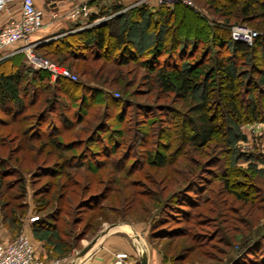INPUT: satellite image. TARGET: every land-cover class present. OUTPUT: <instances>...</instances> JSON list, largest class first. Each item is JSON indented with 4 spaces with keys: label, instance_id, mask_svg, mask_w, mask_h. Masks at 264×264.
<instances>
[{
    "label": "trees",
    "instance_id": "obj_1",
    "mask_svg": "<svg viewBox=\"0 0 264 264\" xmlns=\"http://www.w3.org/2000/svg\"><path fill=\"white\" fill-rule=\"evenodd\" d=\"M195 1L212 16L211 21L179 1L160 4L154 9L147 5L124 9L119 5L120 10L116 11L100 5L98 15L90 16V22L112 16L35 46L39 56L56 57V64L86 76L83 81L76 76V81L58 77L51 82L48 72L31 70L24 64L22 52L0 58L3 220L10 217L11 224L17 225L26 214L28 204L17 202L27 192L25 157L34 162V169L29 172L30 185L31 178H50L32 190L33 209L38 218L28 223L34 233H57L55 246L61 243L60 215L76 196L75 189L67 198V194L58 193L54 207L46 210L50 203L46 196L59 176H64L65 181L56 185L58 190L66 191L80 183L74 180L75 174L84 176L81 191H88L94 184L102 185L99 191L82 193L78 200L81 211L94 212L117 183H123L120 191L127 190L131 185L126 181L131 175L144 170L156 175L160 168L177 161L184 150L200 155L205 145H211L227 155L224 161L219 154L211 155L209 159L216 164L235 162L239 154L231 145L246 138L235 126L245 121L264 122V0ZM235 24L256 29L259 35L250 45L232 41L229 27ZM136 84H141L144 92L131 90ZM253 87L259 96L244 99L242 96L251 94ZM139 96L145 99H134ZM239 98L244 99L243 103H239ZM229 134L232 139L228 138ZM43 153L45 158L54 159L50 163L45 159L38 162ZM187 158L191 163L189 173L181 177L186 184L173 177L171 180H177L176 184H162L168 179L167 174L159 180L162 186L155 184L157 192L153 190L150 197L161 203L173 219L172 213H179L183 219H175L178 222L206 228L208 223L202 218L212 220L207 215L213 213V201L203 196L206 187L194 186L201 178L197 173L203 169L202 160L199 164L197 158ZM221 167L226 174L227 167ZM248 168L251 173L259 171L255 165ZM80 170L85 173H78ZM221 183L218 194L225 191L234 195L246 222L240 226L233 221L229 213H233L234 207L226 203L227 210L217 213L224 219L222 227L213 228L219 237L211 232L201 233L203 230L193 233L190 226L180 233L194 239L197 246L205 247L216 258L227 254L223 245L230 247L235 235L251 232L252 221L260 220L259 214H250L255 204L231 190L230 180L222 178ZM14 187L18 193L10 194ZM190 188L198 192V198L195 203L185 199L190 210L182 212L178 203H183L181 197H186ZM146 195L134 191L127 200L150 208L153 202ZM137 196L140 198L135 199ZM165 219L158 216L154 220L151 237L163 235L160 225L166 223ZM172 232L176 234L178 228ZM250 237L244 252L230 264H264V231ZM182 249L191 252L194 248L186 245ZM176 258L172 261L180 260Z\"/></svg>",
    "mask_w": 264,
    "mask_h": 264
},
{
    "label": "rangeland",
    "instance_id": "obj_2",
    "mask_svg": "<svg viewBox=\"0 0 264 264\" xmlns=\"http://www.w3.org/2000/svg\"><path fill=\"white\" fill-rule=\"evenodd\" d=\"M127 1L128 0L125 1L126 4L129 3V1ZM98 2L99 6L95 7H97L99 12L100 5H104L105 3H103L102 0H99ZM133 2L134 1L129 3V5L127 6H123L122 3L121 6H123V8L125 9L130 7ZM191 3L192 6L190 7L194 11L198 12L199 14H203L210 21L213 19L212 16L209 15V13L203 7L200 6L199 1L191 0ZM106 6H110L109 10L111 11L120 10L121 7L119 5L111 6L109 4H107ZM253 30L258 31L256 29ZM44 58L55 63L56 57L47 56ZM69 71H71V73L80 78V80L82 81L87 78L86 76H80L79 72H76L73 69H69ZM215 78V76L212 77V81H215ZM134 89L138 92H144L141 84L134 85L131 90ZM238 90L241 91L242 87L239 86ZM251 91L252 95H243L242 97L248 100L249 98L254 99L256 96H259L256 95V88L253 87ZM112 93H114V91H112ZM134 99L144 100L145 98L139 96L134 97ZM244 99L239 98V103H243ZM228 119L229 125H232V118L228 116ZM250 124L251 123L245 121L243 123L238 124V126H235V129H239L240 132L246 138L245 140L235 141L234 144L231 145L235 147L236 150H238L239 154L237 155L234 163L232 162L230 165H224L225 163L222 162L223 165H218L216 164V162L213 161L212 158L209 159L211 155L217 156V154H219L221 160L224 161L227 156L223 152L219 151V149L216 150L214 147L212 148L211 145H205L204 148H202V153L200 155L199 153L194 154L192 152L185 153L184 150V152L181 155H178V157L176 158L177 161H175L170 166L160 168L156 175L152 174L153 171L145 172V170L140 173H135L134 175H131L126 181L129 182V184L131 185L127 190L120 191L119 188L123 185V183H117L113 191L107 192V199L102 201L100 209L94 212L81 211V205L78 204V200L80 199V196H82V193L84 194L86 192L99 191V189L102 188V185L94 184L88 191H81L80 183H82L84 176L82 177L75 174L73 177L74 180L78 179L80 180V183H78L76 186L71 185L70 189L64 191L58 190L56 185H59L60 183L64 182L65 177L59 176L55 178L56 185L51 189L49 195L46 196L48 200H50V203L48 202L46 210H51L52 207H54L55 198L57 197L58 193L67 194V198L70 196L71 190L75 189L76 192L75 199L71 203V206H69V208L68 205L65 206L66 208L60 215L61 221L58 223V226L62 233H60L61 235L59 234L61 238L59 240L61 243L58 244L59 242H57V246L54 245L57 241L55 237V234L57 233H50L46 231H39L34 233L32 230L30 231V233L26 232V223L29 225V227H31L28 223L29 217L38 214L33 209L34 201L32 197V190L38 188L42 183L49 181L50 178L41 177L40 179L34 180H32L33 178H31V181L33 183H31L30 185L29 172H32V170L34 169V162L31 161L29 157H25L24 167L26 168L27 172L25 173L24 177L26 180L25 182L27 184V192L26 196L21 199H18L17 202H26L28 204V208L26 209L25 216L20 219L21 221L19 224H21V227L19 228V224H11V222L9 221L10 217L7 220H3L1 217L2 213L0 211V240L4 241L7 238V234H10L8 238L14 237L15 235L17 236L19 234H25L31 240L35 248L37 257L44 260H59L60 264H66L74 258L76 252H78L85 244H87V242H89L98 232L104 229L108 224L119 223L122 224V226L125 224L127 225V227L125 226L126 228L123 229L119 228L100 239L98 243L95 244L93 248L80 261H78L77 264H86L87 262L89 263L90 261H94V256H99L103 261L110 260V254L107 251V239L112 237H119L121 246L124 244L126 246L128 245L129 247L130 245V247L134 248L136 255L137 249L139 248L137 240L140 241L145 246L147 251L149 250L155 254V258L157 260V263L159 264H230L233 260L238 258V256L242 252H244L247 242L251 238L250 236H252V234L258 233L260 235L263 233L262 224L264 223V193L262 189L264 188V132L249 133L248 129ZM216 137L218 138L219 134H216ZM228 138L232 139V136L229 134ZM46 150H48V148ZM45 156L46 154L43 153L39 157L38 162H41L43 159H45L48 163H50V161L54 159L53 156H50L48 158H45ZM187 156H191L195 159L197 158V160H199V164L202 160L203 169L199 170L197 173V177L199 176V174H201V178L199 179L198 183H195L196 185L194 186L199 189L200 186L201 188L206 187V191L203 196H208L213 201L211 205L213 213H209L208 215L206 214L207 216H212V220L208 219V217L202 218L206 223H208L206 228L199 226L194 227L192 225H187V223L182 224L178 222L179 219H183L182 217H180L181 215L179 213H172L173 216H175L174 218H178V220L173 219L172 217H170L171 215L168 214L167 209H165V207L162 206L161 203H157L155 198H153L154 200H152L150 197V193H153V190L157 192V186L155 184L158 183L159 186H162L159 180L165 179L167 177V174L168 179L162 181V184H176L178 181L182 182L181 177L187 176V174L189 173L188 168L191 165V163L188 161ZM209 160L210 163H207ZM249 165H255L257 170L259 171H253L251 173V171L248 170ZM221 166L227 167V169H225V172H227L226 174H223V169ZM229 167H232V171ZM78 173H85V171L80 170V172ZM118 176L121 179L123 178L122 175ZM172 177L178 178L179 180H171ZM222 178L230 180L231 190L238 194H241V196H243L244 198L251 200L253 205L255 204L251 207L252 210L250 211V214H259L260 220L252 221L254 226H252V228L250 229L251 232L246 231L245 235H235V237H233L231 240L232 244L230 247L223 245V248L227 251V254L221 256V258H216L214 256H211L212 254H210L205 247L197 246V242L194 239H191L190 237L188 238L186 236H180V233L182 232L183 228L190 226V230L193 233L201 232V230H203L204 232L201 233L209 234L211 232L212 235L216 234L217 230H213V228L218 225L221 226V221L224 220L223 218L220 219V216L218 217L217 213L218 211L224 212L227 210V208L225 207L226 203L229 204L230 207H234L233 209H231L233 213H229L233 221H237L240 226L242 225V222H246V217H243L244 215L242 208L239 204V200H234V195L226 194L225 191H223L222 194H218L222 188ZM182 183L185 182L183 181ZM133 184L139 185V187H137L136 185L134 186ZM176 188L178 187L176 186L174 190ZM134 191H141L143 193H146V198L151 199V202H153L151 204V207L147 208L137 203L128 202L127 199H129L130 195L134 194ZM168 191L170 190L168 189L167 192ZM16 193H18L17 188L14 187L12 191H10V194ZM137 198L140 197L137 196L135 199ZM181 198L184 201L183 203H178V205H181V210H183L182 212H184L190 210L189 205H187V203L185 202V199H190L193 203H195V201L197 200L196 198H198V192L195 189L190 188L189 191L186 192V197L182 196ZM216 200L218 204H216ZM222 200H224L225 203H223ZM158 216H165L166 223L160 225L163 226V235H161V237L155 238L154 236L151 237V232L154 228L152 224ZM238 218H241V220H236ZM128 228L135 233V236H137L136 240L128 233ZM175 228H178V232H176V234L172 232V230ZM219 236L220 235L216 234V237ZM47 238L50 240V243L48 242ZM61 244H64L63 249L60 248ZM186 245H191V247H193L194 249L191 252H185L182 248ZM120 253L125 255V257L120 260V264H125L124 261L127 258L126 253L119 252L117 254ZM116 255L115 257L113 255V260H111V264H116ZM175 256H177L176 259L179 258L180 260L172 261Z\"/></svg>",
    "mask_w": 264,
    "mask_h": 264
},
{
    "label": "built area",
    "instance_id": "obj_3",
    "mask_svg": "<svg viewBox=\"0 0 264 264\" xmlns=\"http://www.w3.org/2000/svg\"><path fill=\"white\" fill-rule=\"evenodd\" d=\"M181 2L187 6H192L191 0H135L130 7L147 5L154 9L160 4L171 5L174 2ZM18 3L20 6V16L11 20L6 26L0 29V51L15 44H20L13 52H22L24 55V64L31 70H44L48 72L50 81H55L58 77L68 78L76 81V76L64 66L53 63L46 58L39 56L30 40L31 35L43 27L42 11L35 7L33 0H0V10L6 8L10 3ZM122 11V10H121ZM99 12L91 11L90 3L85 2L71 8L67 17L70 20L89 19L92 15H98ZM57 14L53 13L52 17ZM112 16V15H110ZM110 16L98 17L94 21L86 22L78 26L77 29L87 27L94 23L106 20ZM230 38L232 41L245 43L250 45L253 39L259 33L245 25H233L230 27ZM12 53V54H13ZM117 96V93H114ZM246 132V129H245ZM248 132L261 133L264 132V122H253L249 125ZM36 215L29 217V222L37 220ZM116 264H120V260L125 257L124 254H117ZM0 264H60L59 260H44L37 257L35 248L25 234H19L8 240H0Z\"/></svg>",
    "mask_w": 264,
    "mask_h": 264
},
{
    "label": "crops",
    "instance_id": "obj_4",
    "mask_svg": "<svg viewBox=\"0 0 264 264\" xmlns=\"http://www.w3.org/2000/svg\"><path fill=\"white\" fill-rule=\"evenodd\" d=\"M34 5L36 8L40 9L42 11V21H43V27L34 32L30 40L33 44H41L44 43L54 37H57L59 35H63L69 31H72L78 26H81L89 21V19H80V20H70L67 17V14L73 8L74 6L89 2L91 11L98 12L97 7L99 6V0H33ZM126 1V0H125ZM124 0H102L104 5H122L127 6L129 3L135 0H128L129 3L126 4ZM127 1V2H128ZM153 2V0H152ZM154 3V2H153ZM21 13L20 6L18 3H10L8 6L2 10H0V29L6 26L11 20L19 18ZM53 13H56L57 16L54 18L52 17ZM20 44H15L13 46H7L3 48L0 51V58H4L6 56L11 55L16 48H18ZM27 226V233H30L31 227L26 223ZM10 234H7V238L5 240H8ZM119 245H118V243ZM107 251L109 252L110 260L103 261L99 256L93 257L95 260L87 262L86 264H111V260H113V255H115L119 252L126 253V259L124 261L125 264H139L138 260V254L136 255V252L134 251V248L128 247V245H122L120 244V238L118 237H112L107 239ZM116 246V247H114ZM119 246V247H117ZM124 246V247H123ZM148 255V261L147 264H159L157 263V260L155 258V254L151 251H147ZM98 260V261H96Z\"/></svg>",
    "mask_w": 264,
    "mask_h": 264
},
{
    "label": "water",
    "instance_id": "obj_5",
    "mask_svg": "<svg viewBox=\"0 0 264 264\" xmlns=\"http://www.w3.org/2000/svg\"><path fill=\"white\" fill-rule=\"evenodd\" d=\"M125 226L127 227V225L124 224L122 226V224L119 223L108 224L104 229L98 232L89 242H87V244H85L78 252H76L74 258L66 264H77L78 261H80L93 248V246L98 243L100 239H102L106 235L110 234L111 232L119 228L121 229L126 228ZM262 229L264 231V223L262 224ZM128 233L136 240L137 236H135V233L132 230L129 229ZM137 244L139 247L137 249L139 264H147L148 261L147 250L145 246L138 240H137Z\"/></svg>",
    "mask_w": 264,
    "mask_h": 264
}]
</instances>
